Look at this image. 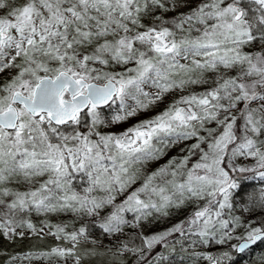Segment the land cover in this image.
<instances>
[{
    "label": "snow or ice",
    "instance_id": "snow-or-ice-1",
    "mask_svg": "<svg viewBox=\"0 0 264 264\" xmlns=\"http://www.w3.org/2000/svg\"><path fill=\"white\" fill-rule=\"evenodd\" d=\"M64 212L88 222L28 219ZM92 227L136 264H164L169 238L219 248L193 254L207 264H248L264 246V0H0V234L47 228L71 247L29 258L81 264Z\"/></svg>",
    "mask_w": 264,
    "mask_h": 264
},
{
    "label": "rangeland",
    "instance_id": "rangeland-1",
    "mask_svg": "<svg viewBox=\"0 0 264 264\" xmlns=\"http://www.w3.org/2000/svg\"><path fill=\"white\" fill-rule=\"evenodd\" d=\"M188 11L185 7H180L175 11H168L166 13H161L160 10H157L153 15H163L165 19H171L172 17L178 15L180 12ZM145 24H151L152 20L145 19ZM251 50V49H248ZM183 62V61H182ZM211 75V74H209ZM204 86H192L189 91H202L205 87ZM187 94V93H184ZM176 98L179 97L180 93L175 94ZM172 99L169 96L165 103L170 102ZM164 105H160L159 107L149 111L146 114H141L137 118L129 121L128 124L121 125V126H113L111 129H106V131H122L125 127L130 126L132 123L137 122L140 119H144L147 116L155 115L156 112L162 110ZM191 143V142H189ZM183 155L180 153L179 148H173L168 152V155L164 157L159 163H154L148 166L147 171L151 172L159 164L166 163L168 159L173 156ZM195 159V158H194ZM239 164H251L253 163L251 160H245L243 158L237 161ZM139 183V182H138ZM74 184L79 185L81 181L76 180ZM134 185L133 187H137ZM23 190V188L21 189ZM79 190V188H78ZM100 194V193H97ZM124 197L118 196L117 203H119ZM194 205H188L185 208L179 210H171V214L167 218H161L159 220H155L152 224L148 225L145 229V234H151L155 232L163 231L171 227L173 224L180 222L181 220L186 219L190 213L194 210ZM240 206H237L236 214H240ZM247 215V213H245ZM28 219L39 229L44 227L45 224L51 225H67L66 231L72 232L78 229L81 225H84L88 222L87 218H80L77 215L64 212V213H56V214H41L37 215L32 213ZM54 231V228L52 229ZM21 231L18 229V232ZM24 235H11L6 236L0 234V264H65L64 261H61L57 258L52 259H35L29 258L35 257L38 253L47 252L53 247H71V244L68 241L63 239H56L54 236L47 234L48 229L45 228V232L43 234H33L30 230L24 229L22 230ZM129 233L133 230L128 229ZM178 236V234H177ZM175 244L176 252L171 253L170 251H165L164 254L168 259L164 261V264H207V261L204 260H197L194 253L200 252H212L214 254L220 251L219 248L210 246V247H194L192 246V240H187L183 242V247L186 251L181 252V244L176 242L175 238H169ZM182 239V238H180ZM92 240H95L96 243H91ZM138 243L139 241H135ZM117 242L112 237H106L98 227H92L90 231V238L88 242H84L78 248V254L82 256L81 264H136L135 258L131 254H124L120 256H113L112 251H115V247ZM112 251H109V250ZM162 249L160 246H157L155 251H161ZM91 252L92 254L89 255L88 253ZM264 253V246L261 248H257L253 257L250 258L248 264H253L255 260H258L261 254ZM183 258V259H181ZM67 264H74L72 259L67 261Z\"/></svg>",
    "mask_w": 264,
    "mask_h": 264
}]
</instances>
